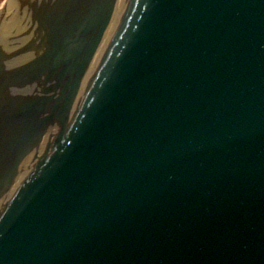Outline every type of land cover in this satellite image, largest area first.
<instances>
[{
  "label": "water",
  "instance_id": "water-1",
  "mask_svg": "<svg viewBox=\"0 0 264 264\" xmlns=\"http://www.w3.org/2000/svg\"><path fill=\"white\" fill-rule=\"evenodd\" d=\"M0 264H264V0H9Z\"/></svg>",
  "mask_w": 264,
  "mask_h": 264
},
{
  "label": "flooded vegetation",
  "instance_id": "flooded-vegetation-1",
  "mask_svg": "<svg viewBox=\"0 0 264 264\" xmlns=\"http://www.w3.org/2000/svg\"><path fill=\"white\" fill-rule=\"evenodd\" d=\"M5 1H6V0H0V11H1V9L3 8Z\"/></svg>",
  "mask_w": 264,
  "mask_h": 264
}]
</instances>
